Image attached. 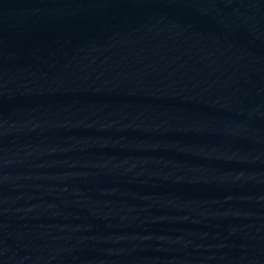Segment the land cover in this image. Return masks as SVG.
I'll use <instances>...</instances> for the list:
<instances>
[{"label":"water","instance_id":"obj_1","mask_svg":"<svg viewBox=\"0 0 264 264\" xmlns=\"http://www.w3.org/2000/svg\"><path fill=\"white\" fill-rule=\"evenodd\" d=\"M0 264H264V0H0Z\"/></svg>","mask_w":264,"mask_h":264}]
</instances>
